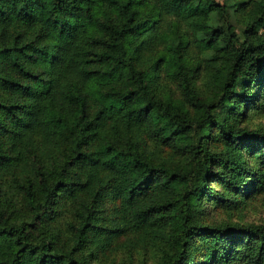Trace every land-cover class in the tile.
Instances as JSON below:
<instances>
[{
	"label": "trees",
	"instance_id": "16d2710c",
	"mask_svg": "<svg viewBox=\"0 0 264 264\" xmlns=\"http://www.w3.org/2000/svg\"><path fill=\"white\" fill-rule=\"evenodd\" d=\"M104 3L112 13L101 7ZM232 3L0 0V36L13 30V39L0 40V124L6 114L11 135L20 132L17 124L36 125L49 152L60 153L49 171L36 164V178L22 182L25 211L0 197V264H89L78 251L109 183L119 188L135 225L158 216L168 221L171 247L158 264H188L192 240L201 234L210 235L224 257L237 241L248 239L243 264H264V223L200 218L204 197L215 194L209 189L211 176L245 194L250 186L243 175L253 177L257 171V180L260 172L247 163L249 152L264 157V129L238 120L244 110L239 102L264 101V0H253L252 12L238 27L231 20ZM160 18H165L162 25ZM19 32L34 36L18 41ZM158 42L164 43L159 57L190 109L181 100L158 96L151 67L139 65L148 58L140 55L142 48ZM190 44L222 55L206 93L192 83ZM5 92L16 93L15 98L1 97ZM107 119L110 127L103 129ZM148 120L162 141L185 152L182 163L142 154L134 134ZM23 143L29 149L38 146L27 137ZM9 157L0 152V162ZM72 164L102 166L107 172L95 180L76 178L67 169ZM155 180L166 183L173 195L145 201ZM77 187L87 190L89 202L78 212L72 242L61 246L48 229L47 216L60 189L72 194Z\"/></svg>",
	"mask_w": 264,
	"mask_h": 264
},
{
	"label": "rangeland",
	"instance_id": "374dc122",
	"mask_svg": "<svg viewBox=\"0 0 264 264\" xmlns=\"http://www.w3.org/2000/svg\"><path fill=\"white\" fill-rule=\"evenodd\" d=\"M229 1L232 3L236 0ZM252 4L253 0H242L240 3L229 5L231 20L235 26L238 27L252 12ZM101 7L111 12L105 3L101 4ZM99 14L101 16L104 13L100 10ZM163 23H165V18H160V25ZM10 29L7 28L8 33L0 36L1 41L8 42L13 39V30ZM33 36L32 33L19 32L16 39L25 41ZM163 47V42H158L155 46L143 47L140 55L148 54V58L144 57V62L142 61L139 65L147 64L151 67V85L158 96H171L181 100L190 109L177 80L166 70L162 58L159 57ZM187 55L192 67L194 88L201 94L210 91L213 87L212 75L222 59L221 53L217 50L211 54L209 50L199 51L196 46L190 44ZM38 67L42 68L41 65ZM42 72H44L43 68ZM15 94L5 92L1 94V97L11 100L15 98ZM243 103V101L239 102V106L244 107L243 112L238 116L239 122L250 127L264 129V101L259 103L248 101L244 106ZM2 121L0 152L10 157L0 162V197L6 200L9 206L19 207L25 211L22 182L29 177L36 178L34 170L36 164L49 171L54 163L60 160V153L49 152L47 141L38 126L17 124L20 132L11 135V131L7 130L10 122L6 114L2 115ZM109 127L110 121L107 119L102 128L109 129ZM25 137L36 142L37 148L29 149V145L23 143ZM134 138L142 154L151 160L180 164L186 158L185 152L177 150L169 142L162 141L153 132L149 120L139 124ZM253 145L262 146L263 143L254 141ZM17 150L18 156L14 157L13 154ZM244 155L247 157L248 152H244ZM247 163L253 170L260 169V172L257 180H255L257 171H253V177H250L251 173L243 175L246 187L250 186L245 194L229 188L216 175L209 178V189L215 194L204 197L200 216L203 221L235 224L264 223L263 154L256 156L249 152ZM67 169L73 173L74 177L83 178L88 175L89 180L102 178L107 172L102 166L88 168L78 164L69 165ZM172 195L173 191L166 183L162 180H155L144 200L168 198ZM88 202L89 194L82 187H77L72 194H66L64 189L58 191L52 211L46 220L48 229L58 245L68 246L72 242L74 225L79 220L78 212ZM94 209L96 215L94 225L89 229L87 239L78 251L87 258L89 264H158L163 251L171 247L168 221L163 216H158L150 218L141 225H135L130 216L129 205L123 200L115 184H107L100 192ZM247 240L237 241L236 247H232L224 257L216 252V242L213 243L210 235H197L192 240L188 264H243L247 252L245 243Z\"/></svg>",
	"mask_w": 264,
	"mask_h": 264
}]
</instances>
